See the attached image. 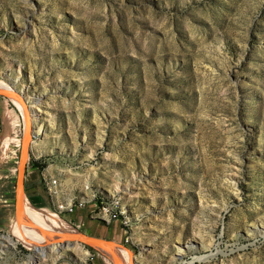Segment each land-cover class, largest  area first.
<instances>
[{"label":"rangeland","instance_id":"374dc122","mask_svg":"<svg viewBox=\"0 0 264 264\" xmlns=\"http://www.w3.org/2000/svg\"><path fill=\"white\" fill-rule=\"evenodd\" d=\"M0 81L43 102L33 207L133 264H264V0H0ZM8 98L19 125L0 141V264H115L97 245L22 236L27 122ZM53 243L65 247L35 250Z\"/></svg>","mask_w":264,"mask_h":264},{"label":"water","instance_id":"95a60500","mask_svg":"<svg viewBox=\"0 0 264 264\" xmlns=\"http://www.w3.org/2000/svg\"><path fill=\"white\" fill-rule=\"evenodd\" d=\"M5 77L9 79L7 75H5ZM0 95L16 98L19 102L23 104L25 112H26V122H27L26 123V133H25L23 144H22L21 159L19 161V166H18V183H17L18 186H17V192H16V219H17V222L22 223L29 227L36 228L42 233L46 234L47 232L45 229L36 225L33 222L24 220L22 217V204H23V197L25 194V177H26V166H27L26 156H27L29 148L31 147L32 138L37 135L36 132L32 131L33 125L29 117L28 102L24 97V93L22 91H19L18 88L10 89V88H5V87L0 86ZM61 239H63L62 244L64 243L72 244L75 241H79V242L86 243V244L97 245L101 247L102 249L107 250L112 255L115 264H124L119 252L115 250V247L124 248L129 252L131 256V261L129 264H133V256L129 248L121 244H117L109 239L97 238V237H93V236L82 234V233L57 234V237L55 239L56 242L60 244V242L58 241Z\"/></svg>","mask_w":264,"mask_h":264},{"label":"bare ground","instance_id":"6f19581e","mask_svg":"<svg viewBox=\"0 0 264 264\" xmlns=\"http://www.w3.org/2000/svg\"><path fill=\"white\" fill-rule=\"evenodd\" d=\"M0 86L5 87V88L14 89V86H12L10 83H8L6 81H0ZM15 101H16V99H15ZM17 104L20 106L21 110L26 114L23 104L21 102L20 103L17 102ZM42 105H43V102L41 100H37L36 103L30 104L28 106L29 117H30V120L32 122L33 128L37 127L38 129H40L39 125H40V122L42 121V113H43ZM32 131H33V129H32ZM22 217L24 220L33 222L36 225H38V226H40L46 230L47 233L41 234L40 239L45 240V235H47V234L48 235L46 236V239L51 240L53 238H56L57 234H60V232L61 233L64 232V234L71 233L72 227L67 226L68 224L65 223L63 220H61L60 218L51 216L49 214V211H47L45 209L39 210L36 207H33L31 204H29L27 202V200H25V195L23 197V204H22ZM18 224H19V227L21 230V234L24 238L28 239V238L36 237L38 235L35 232V228L26 226V225L19 223V222H18ZM74 231L77 233L76 230H74ZM7 236L9 238V241L13 242L15 245L16 242L11 238V236L9 234ZM64 247H65V245L56 246V244L53 243L49 247L37 246L35 248V250L39 251L41 253V257L44 258V257L49 256L50 251L58 252L60 249H63ZM179 253H183L182 249H179ZM121 254L123 255V257L125 258L126 261H129V255L126 252L121 250ZM124 263H126V262H124ZM29 264H31V263H29Z\"/></svg>","mask_w":264,"mask_h":264},{"label":"crops","instance_id":"0c3cea01","mask_svg":"<svg viewBox=\"0 0 264 264\" xmlns=\"http://www.w3.org/2000/svg\"><path fill=\"white\" fill-rule=\"evenodd\" d=\"M0 118L3 122L4 130L11 131L19 125V115L12 107L11 100L0 95ZM27 178H25V181Z\"/></svg>","mask_w":264,"mask_h":264},{"label":"built area","instance_id":"2783aa9c","mask_svg":"<svg viewBox=\"0 0 264 264\" xmlns=\"http://www.w3.org/2000/svg\"><path fill=\"white\" fill-rule=\"evenodd\" d=\"M3 131H4V126H3V122H2V120L0 118V141L2 140ZM76 206L77 205L74 202L67 203V204H61L59 206V211H67L68 213H73L76 210ZM109 206H110V204L109 203H106L105 209L107 211H108V208H110ZM112 216L114 218H117V215L115 213H113ZM129 222H130L129 218L125 214L122 215V217H121V223H122L123 227H126V229H127V227L130 224ZM126 229H125V231H126V234H127L128 230H126ZM128 241H129V239L127 237L126 242H128Z\"/></svg>","mask_w":264,"mask_h":264}]
</instances>
